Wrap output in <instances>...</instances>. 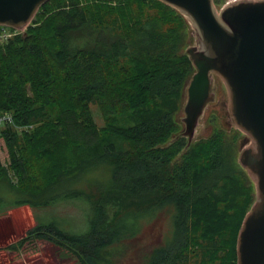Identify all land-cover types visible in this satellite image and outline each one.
<instances>
[{
  "label": "trees",
  "instance_id": "1",
  "mask_svg": "<svg viewBox=\"0 0 264 264\" xmlns=\"http://www.w3.org/2000/svg\"><path fill=\"white\" fill-rule=\"evenodd\" d=\"M187 29L159 0H51L0 46V114L14 119L0 131V215L72 193L91 208L85 232L39 219L10 250L43 240L80 264H112L110 248L130 220L173 206V239L150 264H238L256 187L237 169L236 139L218 132L188 146L180 134L177 114L195 72ZM97 168L110 169V185L95 188L88 174Z\"/></svg>",
  "mask_w": 264,
  "mask_h": 264
},
{
  "label": "water",
  "instance_id": "2",
  "mask_svg": "<svg viewBox=\"0 0 264 264\" xmlns=\"http://www.w3.org/2000/svg\"><path fill=\"white\" fill-rule=\"evenodd\" d=\"M49 1L0 0V25L23 30ZM159 1L182 13L197 33L196 46L187 50L196 69L183 118L188 146L214 100L213 73L228 89L234 125L247 136L239 162L257 198L238 235V264H264V0L237 1L220 12L214 0Z\"/></svg>",
  "mask_w": 264,
  "mask_h": 264
},
{
  "label": "rangeland",
  "instance_id": "3",
  "mask_svg": "<svg viewBox=\"0 0 264 264\" xmlns=\"http://www.w3.org/2000/svg\"><path fill=\"white\" fill-rule=\"evenodd\" d=\"M237 1L244 0H221L219 4H216V9L220 12L225 6ZM113 4L115 3L113 2ZM187 23L186 53L190 47L196 46L197 38V33L188 19ZM193 74L187 81L183 100L177 114L181 124L180 134L185 128L183 123V118L186 117L184 109L188 101V90ZM214 77L213 90L216 92V101L209 105L202 116L193 143L207 140L218 132L224 133L228 143L236 139L232 150L233 158L237 169L248 175V172L239 162L240 154L244 150L241 144L247 136L234 125L229 114H226L229 111L228 90L221 77ZM223 103H226V107L224 112H221ZM92 113L97 125L100 128L104 127L103 115L97 105L92 106ZM19 130H29V127H22ZM88 175L95 188L102 185L108 186L112 182L110 169L97 168L89 172ZM85 188L90 191L89 186L86 185ZM8 197L13 196L9 194ZM90 211L88 202L84 198L78 199L72 193V195L64 198V201H60L54 206L33 208L25 205L0 215V264H80L74 255L67 254L57 246L43 240H32L12 250L8 247L25 237L27 231L38 224L39 219L55 217L63 222L64 228L78 233L85 232L88 230L87 217ZM115 211L117 209L114 205L108 207L110 220L113 219ZM145 215V217L135 221L130 220L128 229L125 228L128 235L120 238L110 248L109 258L112 264H150L154 250L164 247L173 239L174 216L176 215V209L173 206L160 208Z\"/></svg>",
  "mask_w": 264,
  "mask_h": 264
},
{
  "label": "built area",
  "instance_id": "4",
  "mask_svg": "<svg viewBox=\"0 0 264 264\" xmlns=\"http://www.w3.org/2000/svg\"><path fill=\"white\" fill-rule=\"evenodd\" d=\"M23 31L13 29L8 26H0V46H4L11 39L20 35ZM14 123L13 115L11 113L0 114V130L8 125Z\"/></svg>",
  "mask_w": 264,
  "mask_h": 264
},
{
  "label": "flooded vegetation",
  "instance_id": "5",
  "mask_svg": "<svg viewBox=\"0 0 264 264\" xmlns=\"http://www.w3.org/2000/svg\"><path fill=\"white\" fill-rule=\"evenodd\" d=\"M195 69V68H194ZM195 73H196V69H195V72H194V74H193V76L195 75ZM214 76H218L217 74H215V73H213V84H212V91H213V93H214V100L213 101H211V102H209L207 105H206V107H205V109H204V112H203V114H202V116L204 115V113H205V111H206V109L209 107V105L211 104V103H214L215 101H216V92H214V90H213V85H214V81H215V77ZM220 77V76H219ZM192 79H193V77H192ZM192 82V81H191ZM191 85V84H190ZM228 90V89H227ZM228 95H229V92H228ZM188 98H189V93H188ZM226 107V103H223L222 104V110H221V112L224 110V108ZM228 112H226V114H229V116H230V118L232 119V117H231V114H230V99H229V105H228ZM224 112V111H223ZM202 116L200 117V119H199V125H200V120H201V118H202ZM232 121H233V119H232ZM234 123V122H233ZM199 125H198V127H199ZM198 127H197V129H198Z\"/></svg>",
  "mask_w": 264,
  "mask_h": 264
},
{
  "label": "crops",
  "instance_id": "6",
  "mask_svg": "<svg viewBox=\"0 0 264 264\" xmlns=\"http://www.w3.org/2000/svg\"><path fill=\"white\" fill-rule=\"evenodd\" d=\"M1 236V235H0ZM1 239V238H0Z\"/></svg>",
  "mask_w": 264,
  "mask_h": 264
}]
</instances>
